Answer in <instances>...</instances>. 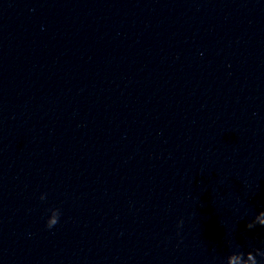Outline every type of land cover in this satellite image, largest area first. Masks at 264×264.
I'll use <instances>...</instances> for the list:
<instances>
[{
  "label": "clouds",
  "instance_id": "9594fccd",
  "mask_svg": "<svg viewBox=\"0 0 264 264\" xmlns=\"http://www.w3.org/2000/svg\"><path fill=\"white\" fill-rule=\"evenodd\" d=\"M45 197L42 196L41 199H44ZM59 216H60V212L58 209H55V214L51 217L48 218L47 222H46V226L51 229L52 227H54L58 222H59ZM183 221H180L178 224V227L180 225H182ZM260 225V226H264V210L260 211L254 218V220H252L251 222L247 223L246 227L248 229H252L254 228L256 225ZM234 256H239L241 258V260H248L249 258H251L253 260V264H259V262L257 261V256L264 258V251H261L259 249H256L254 251H249V252H240V251H236L231 253L228 257H227V262L228 264H230L232 258Z\"/></svg>",
  "mask_w": 264,
  "mask_h": 264
}]
</instances>
